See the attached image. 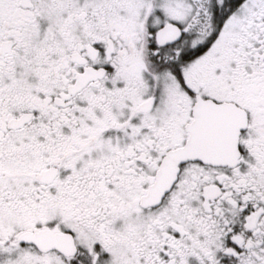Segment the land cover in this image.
Listing matches in <instances>:
<instances>
[{
	"label": "snow or ice",
	"instance_id": "obj_1",
	"mask_svg": "<svg viewBox=\"0 0 264 264\" xmlns=\"http://www.w3.org/2000/svg\"><path fill=\"white\" fill-rule=\"evenodd\" d=\"M0 264H264V0H0Z\"/></svg>",
	"mask_w": 264,
	"mask_h": 264
}]
</instances>
